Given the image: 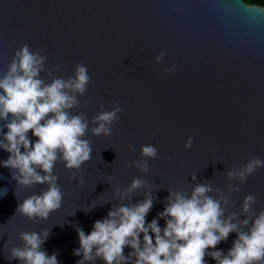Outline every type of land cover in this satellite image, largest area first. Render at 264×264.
Masks as SVG:
<instances>
[{"label":"water","instance_id":"95a60500","mask_svg":"<svg viewBox=\"0 0 264 264\" xmlns=\"http://www.w3.org/2000/svg\"><path fill=\"white\" fill-rule=\"evenodd\" d=\"M242 3L0 0V76L13 52L28 44L47 56L46 70L59 67L54 77L72 76L77 63L87 66L91 80L78 97L85 106L73 109V114L82 112L91 122L100 105L111 110L109 106L118 101L122 108L111 136L87 133L91 159L76 171L77 179H84L82 185L69 180L75 170H66L57 160L53 174L64 196L61 207L47 220H28L15 211L24 198L39 194L46 185H16L10 170L0 166V264H21L8 260L10 248L21 244L18 234L42 229L50 230L43 249L49 255L57 253L59 264H76L82 258L73 254L79 247L76 228L89 234L113 205H134L144 199V192H152L155 200L145 217L147 225L163 211L168 191L190 193L193 183L203 182L226 190L236 181H228L224 171L247 158L264 160V11L246 9ZM161 52L166 54L157 63L155 57ZM172 65L174 72L162 71ZM190 136L193 144L185 149ZM28 137L33 143L37 139L31 131ZM145 144L158 152L148 161L149 171L142 173L130 162L140 159ZM8 155L0 149V161ZM137 177L146 181L144 188L125 201L113 197V188L123 191ZM248 194L256 199L251 212L259 213L264 209V167L240 184L239 192L230 194L228 211L241 220L245 218L241 202ZM158 225L163 229L165 219L158 218ZM139 239L142 246V233ZM235 239L236 233H230L226 241L206 251L221 250L226 255ZM132 251L125 246L123 254ZM204 259L216 264L210 256ZM86 264L104 262L98 258Z\"/></svg>","mask_w":264,"mask_h":264},{"label":"clouds","instance_id":"9594fccd","mask_svg":"<svg viewBox=\"0 0 264 264\" xmlns=\"http://www.w3.org/2000/svg\"><path fill=\"white\" fill-rule=\"evenodd\" d=\"M242 4L246 9L264 11V0H245ZM165 54L161 52L155 61L159 63ZM46 63L47 56L23 44L13 52L7 70L0 76V121H6L0 125V133H3L0 149L9 153L6 160L0 161V166L10 170L16 185L25 188L46 185L39 194L29 195L17 206L16 214L28 220H47L50 213L61 207L64 193L57 184L58 176L53 174L57 160L63 162L66 170H75L70 172L69 180L77 179L76 171L91 159L92 147L87 133L111 136L122 111L117 101L109 106L111 110L100 105L91 122L82 112L73 114V109L85 106L78 97L85 94L91 80L87 66L77 63L72 76L64 78L54 77L53 72L59 71V67L53 66L49 71ZM162 71L174 72L175 65ZM89 123L94 127L89 129ZM29 131L37 138L34 143L28 137ZM192 144L190 136L184 148L190 149ZM157 152L152 144L142 145L140 159L132 160L130 166L147 173L148 161L156 159ZM261 167L264 160L251 157L246 163L224 171L228 181H236L229 183L226 190L203 182L193 183L190 193L168 191L163 211L147 225L145 217L155 200L152 192H144V199L134 205H113L106 218L94 222L89 234L76 228L79 247L73 254L82 257L76 264L98 258L104 264H129L133 256L134 264H206V255L216 264H264V209L259 213L251 212L256 199L248 194L240 206L243 220L236 212L228 211L230 194L239 192L240 184ZM108 178L111 180V176ZM191 179L195 182L196 175L192 174ZM77 183L82 185L83 177L77 179ZM145 184L144 179L133 178L123 191L119 186L113 188L112 195L120 202L125 201ZM6 192L4 188V194ZM158 218L165 219L163 229L158 225ZM249 221H252L250 226ZM230 233H236V239L226 255L221 250L206 251L226 241ZM49 235V229L20 232L21 244L10 248L8 260L15 259L21 264H59L57 253L49 255L42 247ZM125 246L133 250L128 256L123 254Z\"/></svg>","mask_w":264,"mask_h":264},{"label":"trees","instance_id":"16d2710c","mask_svg":"<svg viewBox=\"0 0 264 264\" xmlns=\"http://www.w3.org/2000/svg\"><path fill=\"white\" fill-rule=\"evenodd\" d=\"M245 2V0H243Z\"/></svg>","mask_w":264,"mask_h":264}]
</instances>
